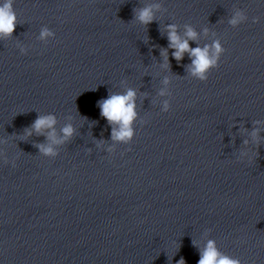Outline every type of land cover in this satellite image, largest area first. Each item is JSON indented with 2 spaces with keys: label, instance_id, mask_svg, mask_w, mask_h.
I'll return each instance as SVG.
<instances>
[{
  "label": "water",
  "instance_id": "1",
  "mask_svg": "<svg viewBox=\"0 0 264 264\" xmlns=\"http://www.w3.org/2000/svg\"><path fill=\"white\" fill-rule=\"evenodd\" d=\"M146 7L148 25L138 19ZM14 8L15 31L0 37V264H199L209 240L264 264V0ZM237 12L247 20L233 26ZM169 25L192 49H225L207 81L188 52L175 59ZM44 27L54 39L40 38ZM128 89L131 144L113 139L99 107ZM48 115L57 138L75 129L56 156L40 150L52 130L33 127Z\"/></svg>",
  "mask_w": 264,
  "mask_h": 264
},
{
  "label": "clouds",
  "instance_id": "2",
  "mask_svg": "<svg viewBox=\"0 0 264 264\" xmlns=\"http://www.w3.org/2000/svg\"><path fill=\"white\" fill-rule=\"evenodd\" d=\"M14 3L15 0H0V37H9L15 31L16 24L19 20L14 8ZM155 7L159 8V5ZM138 19L144 25L152 23L155 19L153 8L146 7L141 9L138 13ZM246 20L247 16L244 12H237L235 18L232 19L230 23L233 26H237ZM254 22L259 23V19L257 18ZM186 35L188 38L195 40L198 34L189 27ZM49 37L54 39L55 33L48 27H44L41 31L40 38L46 40ZM168 39L170 41V46L175 49L173 56L176 60H182L185 52H188L193 58L192 74L200 81H207L209 79L210 72L219 67L220 59L225 52V49L221 46L219 41H216L211 46L213 49L211 54L207 46L203 49L199 47L194 49L190 48L188 40H182L178 35L175 25H169ZM22 53L26 55L27 50H22ZM165 60H167V53H165ZM164 67H168L167 63H165ZM168 83L169 81L166 79L165 84ZM161 94L163 95L164 93ZM135 98V90L128 89L124 94H111L109 97L99 102L101 115L105 117L110 124L114 125L113 139L125 144H131L135 137L133 128V123L137 118ZM170 108L171 105L165 102L164 111L168 112ZM56 123V117L54 115H48L38 117L33 125L38 133L43 132L45 129L52 130L49 133L51 143L48 146H40V150L47 156H56L58 153L53 145L64 144L75 133V129L69 124L62 129L64 134L63 137L57 138L54 130ZM30 134L31 133H29V135ZM109 151L114 152L115 150L110 149ZM248 155L249 153H245L242 156L246 157ZM13 166H15L14 162ZM178 264H184L183 259H181ZM199 264H241V260L221 254L215 245V241L209 240L206 248L202 252Z\"/></svg>",
  "mask_w": 264,
  "mask_h": 264
}]
</instances>
